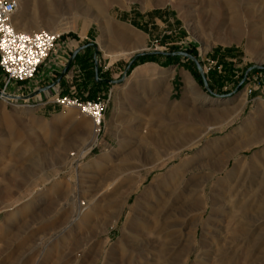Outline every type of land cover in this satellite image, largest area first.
<instances>
[{
	"label": "rangeland",
	"instance_id": "1",
	"mask_svg": "<svg viewBox=\"0 0 264 264\" xmlns=\"http://www.w3.org/2000/svg\"><path fill=\"white\" fill-rule=\"evenodd\" d=\"M75 2L19 0L15 22L35 32L51 26L37 16L49 13L46 4L65 12L71 29L60 32L41 70L58 67L47 86L55 84L73 52L90 44L79 59L88 74L67 78L69 69L44 99L101 97L105 127L97 136L77 111L42 105L32 97L35 79L4 91L0 72V264H263L264 205L246 206L258 191L264 198V0L115 3L103 15L142 45L115 62L110 55L121 50L110 51L114 41L92 18L95 9ZM96 51L106 86L95 85ZM153 52H187L204 78L192 60ZM141 53L145 60L131 68ZM151 70L174 74L173 115L162 97L127 90L134 72ZM249 83L255 93L247 96ZM75 210L84 216L71 224Z\"/></svg>",
	"mask_w": 264,
	"mask_h": 264
},
{
	"label": "built area",
	"instance_id": "2",
	"mask_svg": "<svg viewBox=\"0 0 264 264\" xmlns=\"http://www.w3.org/2000/svg\"><path fill=\"white\" fill-rule=\"evenodd\" d=\"M18 7L19 0H0V72L4 91L14 83L34 80L61 38V33L46 30L33 33L19 31L15 22ZM210 65H214V62H210ZM212 67L209 66L207 70ZM251 83L244 88L247 96L255 93ZM42 105H51L62 112L77 111L80 116L90 120L97 136L102 134L105 127L108 102L101 97L80 99L55 94L44 100Z\"/></svg>",
	"mask_w": 264,
	"mask_h": 264
},
{
	"label": "crops",
	"instance_id": "3",
	"mask_svg": "<svg viewBox=\"0 0 264 264\" xmlns=\"http://www.w3.org/2000/svg\"><path fill=\"white\" fill-rule=\"evenodd\" d=\"M131 35L129 37L130 39L127 40V41L119 39L118 38L119 34L118 35L114 34V35L110 36V39L114 41L113 43L109 44L110 45V51L117 52V50H121L120 52L116 53L115 55H110L112 62H115L116 60L122 59L123 57L128 56V55H130L131 53H133L135 51H139V49L140 50L142 49V45H140L139 40L134 39L133 35L132 36ZM85 46H86V48L82 49L77 54V57L75 58L77 63L71 65L70 73L67 76V78H69V77L78 78L80 75L88 74L86 72L87 68L82 66L80 64V62H79L80 57L83 56L91 47L90 44L84 45L82 47H85ZM82 47H80V48H82ZM80 48H78V49H80ZM127 48L131 49L130 52L122 51V50H125ZM78 49H76V50H78ZM74 52H73V54H74ZM121 54H128V55H125V56H122V57L119 58L118 56L121 55ZM113 64L114 63H110L108 65V68H110ZM129 66H130V64L127 65L128 69H129ZM151 67L152 66H150L149 68L151 69ZM41 68H40V70H41ZM57 69H58V67L55 68V66L52 65L51 67L42 69L41 72L39 70V72H38V74H37V76L35 78V82L33 83V85H34L33 88L35 87L33 90H36V92H37L39 90H42V89H45V88H48V87L52 86V85H50V86H47V85L50 84V77H51L53 71H56ZM98 74H99V71H98ZM173 75L174 74L172 72L165 71V70H151L149 72V74L148 73H144V72H134V74L132 76H130V78H129V81H128V86L129 87H128L127 90L133 92L136 96H138L140 98H142V94L144 92H146L148 95L151 94L150 97H152V98H153V96H155L157 99L162 97V103L163 104L165 103L166 107H167L166 113L167 114L171 113L173 115V111H171V112L169 111V107L170 106L171 107L174 106V104L172 102L173 100H171L172 99V95H173V87H172V83H171L173 81V79H174ZM94 79H95V70H94ZM182 79L186 83V91H189L190 93H194L195 87H194V85L191 84L190 78L187 75L184 74ZM108 81L109 80L105 79L104 77H103L102 81H100V82H97L96 79H95V82H96L95 85H96V87H101L103 85L106 86V85L109 84ZM56 82H55V84H53L54 85L53 87H56L57 85L61 84V81L58 84ZM64 83L65 82H63V85H64ZM144 83L145 84L146 83H150V87H147L146 85H143ZM85 85H87V84H85ZM52 88L42 92L41 94L37 95L36 97H39L40 99L41 98L44 99L45 93L50 91ZM160 90H162L161 93H159ZM61 94H63V93H61ZM111 95H113V97H115L113 101L117 102L118 99H119V98H117V93H113V91L110 89V99H111ZM46 99H48V98L45 97L44 100H46ZM139 105L142 106V103H140Z\"/></svg>",
	"mask_w": 264,
	"mask_h": 264
},
{
	"label": "bare ground",
	"instance_id": "4",
	"mask_svg": "<svg viewBox=\"0 0 264 264\" xmlns=\"http://www.w3.org/2000/svg\"><path fill=\"white\" fill-rule=\"evenodd\" d=\"M77 1V0H74V2ZM91 6L93 7V9H95V13L93 14L92 18L98 22V24H100L102 26V33H103V36H112L114 34L118 35V38L119 39H122L124 41H127L129 40L130 36H128V33L127 34H124V33H120L118 32V30H116V28L113 26V24L111 25L109 23V21L106 19V17L103 15V10L106 9V8H110L112 7L115 3H118V2H121V1H124V0H87ZM76 3V2H75ZM81 3V2H80ZM46 7L48 8L49 10V13L47 15H45L46 13L44 12L42 15H37L38 18H42L46 20V23H48V25H51L49 28H42V29H35L36 31H40V30H46V31H49V32H54V33H60V32H64V31H68L71 29V21H70V18L68 17H63V14L65 13H61L60 9L58 7H56V5H54L53 3H50L49 4H46ZM20 9V7H19ZM48 10H45L48 12ZM19 12V11H18ZM35 17V16H34ZM37 18V19H38ZM29 24L31 25V22H29ZM19 25V24H18ZM29 26L28 25V22H23L22 24L20 23V27L17 28L19 31L21 32H26V33H33V32H30V30L26 29V27ZM33 26V25H32ZM126 30V29H125ZM35 31V32H36ZM128 31V30H127ZM132 36V35H131ZM134 40V39H133ZM220 42L222 43H227V44H230L232 43L234 40H235V37H229V38H226V37H223L221 36L220 37ZM254 40H251L248 41L249 42V48L253 47L254 46V43H253ZM123 42V41H122ZM139 45V44H138ZM135 48V47H134ZM131 50V49H130ZM140 50V49H139ZM126 53V52H125ZM125 55H128V54H121L119 55L118 57H122V56H125ZM94 132V130H93ZM95 134V133H94ZM261 135V133H259ZM259 134H257L259 136ZM264 134V133H263ZM198 135V130H193L191 132H189L188 134V141L187 143H190L191 145L195 144V139H196V136ZM256 135V136H257ZM261 136H264V135H261ZM92 139H90V142L91 143H94L95 141V137L92 136L91 137ZM259 138V137H258ZM92 140V141H91ZM253 141V138L251 139ZM257 141V140H255ZM262 142L263 141V138H261L260 140H258V142ZM89 142V140L87 141ZM255 143V142H254ZM250 144V143H249ZM261 192V191H260ZM259 193V191H258ZM256 193V194H253L250 198V201H249V204L246 206V209H250V210H253L260 206H263L264 205V198H263V195ZM262 195V196H261ZM77 200L79 199V196H77L76 198ZM241 200V199H240ZM244 199H242L243 201ZM76 201V200H75ZM79 201V200H78ZM88 201V202H87ZM238 201V200H237ZM241 201V202H242ZM85 202V201H83ZM81 202V203H83ZM86 205L88 204V206L85 208V210H89L92 208V203L93 201L92 200H86ZM237 203V202H236ZM239 203V202H238ZM237 203V204H238ZM240 205V204H239ZM76 209L78 210V203L76 205ZM261 208V207H260ZM240 209V208H239ZM245 210V208H244ZM251 212V211H250ZM84 215L81 213V212H78V211H74V214H73V217L71 219V224H74V222L76 221H80L82 220V217ZM64 228V227H63ZM62 229V228H61ZM68 228L66 229H63V230H60L58 233H54V237L57 236V238H54L56 241H59L61 239L62 236L65 235ZM245 233V232H244ZM231 236V235H230ZM255 239V238H254ZM236 240V239H235ZM52 241V240H51ZM255 240H252L251 241V246H250V254L253 253V251L256 249V244L254 243ZM50 243V242H49ZM248 243V242H247ZM121 245V244H120ZM249 246V245H248ZM248 250V249H247ZM63 255V254H62ZM253 255V254H252ZM63 257H66V254L63 256ZM70 257V256H69ZM62 259V258H61ZM224 260V259H223ZM262 262V261H261ZM255 263V262H254ZM264 264V263H263Z\"/></svg>",
	"mask_w": 264,
	"mask_h": 264
},
{
	"label": "water",
	"instance_id": "5",
	"mask_svg": "<svg viewBox=\"0 0 264 264\" xmlns=\"http://www.w3.org/2000/svg\"><path fill=\"white\" fill-rule=\"evenodd\" d=\"M84 48H86V46H85V47H82V48H80V49H78V50H76V51L74 52V54L71 56L70 60L68 61L65 70H64L63 73L61 74L59 80L56 82L57 84L61 81V79L65 76V74H66V73L69 71V69L71 68V65L73 64L75 58L77 57V54H78L82 49H84ZM150 54H151V55H162V56H166V57H179V56H181V57H185V58H187V59H190V60H192L193 62H195V64L197 65V67H198V69H199L200 74H201L202 77L204 78L203 70H202L200 64L198 63V61L196 60V58H194L193 56H191V55L188 54L187 52H177V53L153 52V53H150ZM145 55H147V53H141V54H138L137 56H135L134 59H136V58H138V57H140V56H145ZM97 57H98V52L96 51V52H95V55H94V58H95V79H96L97 82H100V81H102V80H100V78H99V74H98V69H99V67H98V60H97ZM243 83H244V82H242V84H243ZM242 84L239 86L238 90L241 88ZM53 86H54V85H52V86H50V87H48V88H45V89H42V90H39V91L35 92V93L33 94L32 97H35V96L41 94L42 92H44V91H46V90L52 88Z\"/></svg>",
	"mask_w": 264,
	"mask_h": 264
},
{
	"label": "trees",
	"instance_id": "6",
	"mask_svg": "<svg viewBox=\"0 0 264 264\" xmlns=\"http://www.w3.org/2000/svg\"><path fill=\"white\" fill-rule=\"evenodd\" d=\"M141 60H145V57H138V58H136V59H134L133 61H132V63H131V68L133 67V66H135L139 61H141ZM92 99V98H91ZM93 99H96V98H93Z\"/></svg>",
	"mask_w": 264,
	"mask_h": 264
}]
</instances>
